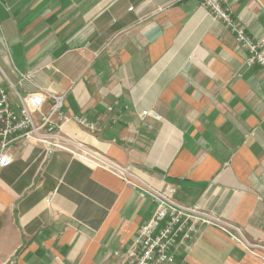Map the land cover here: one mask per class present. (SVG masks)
I'll return each instance as SVG.
<instances>
[{
  "label": "crops",
  "instance_id": "obj_1",
  "mask_svg": "<svg viewBox=\"0 0 264 264\" xmlns=\"http://www.w3.org/2000/svg\"><path fill=\"white\" fill-rule=\"evenodd\" d=\"M225 1L264 36V0ZM246 56L201 0H0V88L15 110L40 88L65 94L55 120L88 152L17 147L0 169V264L126 262L156 201L99 157L264 245V67ZM166 264L264 257L201 225Z\"/></svg>",
  "mask_w": 264,
  "mask_h": 264
},
{
  "label": "built area",
  "instance_id": "obj_2",
  "mask_svg": "<svg viewBox=\"0 0 264 264\" xmlns=\"http://www.w3.org/2000/svg\"><path fill=\"white\" fill-rule=\"evenodd\" d=\"M201 1L202 6L233 33L237 46L247 51L246 65L264 67V36L255 38L249 35L246 27L235 21L232 10L225 4V0ZM65 96V94L50 93L40 88L21 97V106L15 110L5 89L0 88V169L12 165L15 150L25 143H40L51 151L71 150L72 147L80 151L84 150L81 145L61 134L60 125L55 120V116L64 106ZM48 101L49 109L44 112L43 108ZM117 109L114 106L108 107L110 112L117 113ZM121 111L123 110L119 109V115ZM37 114L40 116L38 120L35 118ZM144 114L152 113L144 111ZM76 120L93 132L100 131L96 123L85 117L78 116ZM97 160L106 164L127 183L149 193L156 201L154 213L139 228L136 248L128 253L129 256L124 264L170 262L181 243L192 242L195 239L201 225L220 230L246 250L264 257L261 252L264 251V245L250 242L243 227L207 211L200 205H185L177 201L174 197L175 187L156 189L138 180L127 167H121L101 157ZM115 255H119V252L116 251Z\"/></svg>",
  "mask_w": 264,
  "mask_h": 264
}]
</instances>
